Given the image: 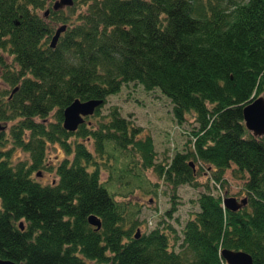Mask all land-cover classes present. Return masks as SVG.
Segmentation results:
<instances>
[{"label": "trees", "instance_id": "trees-1", "mask_svg": "<svg viewBox=\"0 0 264 264\" xmlns=\"http://www.w3.org/2000/svg\"><path fill=\"white\" fill-rule=\"evenodd\" d=\"M51 1L0 0V78L9 86L0 96V123L11 122L9 136L0 130V258L221 264L219 252L228 248L264 264V136H254L242 117V107L264 93V0H74L69 15ZM46 9L49 20L38 13ZM56 22L66 27L51 47ZM128 81L158 88L178 124L187 115L196 123L184 151L166 163L154 161L152 138L139 137L115 106L95 125L62 127L73 99L105 103ZM48 143L65 156L54 167L56 180L41 183L35 175L47 168ZM109 146L131 149L174 187L196 186L203 166L223 185L233 165L232 175L244 178L246 204L228 210L205 184L180 235L166 224L136 237L139 209L116 200L100 180L97 156L113 155ZM14 147L29 161L14 162ZM90 214L100 228L88 223Z\"/></svg>", "mask_w": 264, "mask_h": 264}, {"label": "rangeland", "instance_id": "rangeland-1", "mask_svg": "<svg viewBox=\"0 0 264 264\" xmlns=\"http://www.w3.org/2000/svg\"><path fill=\"white\" fill-rule=\"evenodd\" d=\"M53 0L51 1L52 4ZM64 7L63 14L69 15L70 11ZM45 10L38 11L43 16ZM45 20H49L48 14L44 15ZM59 22L53 23L54 29ZM9 61L11 57L5 54ZM9 86L0 78V96H5ZM264 95V93H263ZM115 106L121 116L129 119L135 126L140 128L139 137L150 136L154 145V161L156 163H166L176 151H184L190 132L195 126L194 120L187 115L184 123L178 124L172 115V104L169 99L162 94L158 88L145 89L137 81L122 83L118 92L109 95L106 102L100 107L99 115L91 114L85 117L84 123L93 125L107 119L106 114L110 107ZM11 122L0 123V130L9 136ZM87 142V147L93 151L92 142ZM10 143L7 144V147ZM111 149L113 155H103L98 157L100 167V180L112 192L116 200L126 201L139 209L138 230L143 232L155 226L162 228L170 224L177 234H181V229L185 221L192 217L198 210L196 198L200 191L205 190L208 184L209 191L214 195L233 196L241 199L243 194L244 178L235 177L231 173L233 165L227 168L223 175V185L219 181L212 182L205 170L202 169L196 178V186L180 184L174 187L165 181L153 167L141 166L139 155L131 149L120 150ZM12 160H27V152L14 147ZM65 156L64 150L58 143H48L46 149V169H41L35 177L41 183L55 181V165ZM175 208L171 216L165 214L170 207ZM173 243L172 233L170 234V245ZM92 264V263H90Z\"/></svg>", "mask_w": 264, "mask_h": 264}, {"label": "water", "instance_id": "water-1", "mask_svg": "<svg viewBox=\"0 0 264 264\" xmlns=\"http://www.w3.org/2000/svg\"><path fill=\"white\" fill-rule=\"evenodd\" d=\"M73 0H55L52 4L53 10L62 9L65 6L72 5ZM48 10L45 11L47 14ZM65 24L58 26L54 34L51 36L50 46L53 47L59 37L60 33L64 31ZM102 104L101 99H86L80 100L78 98L73 99L62 110V127L67 131H74L78 125L83 123L84 118L93 114L95 108ZM242 117L245 127L254 136H264V95H259L252 98L242 107ZM39 174V173H37ZM246 203V197L236 199L233 196H226L223 199V206L231 211H235L241 208ZM89 224L94 226L95 229L100 228V219L90 214L87 217ZM19 227L23 228L22 221L19 222ZM139 230L136 229L135 236L137 237ZM220 255L227 264H253L250 254L243 250H232L228 248H222ZM0 264H16L8 259H1Z\"/></svg>", "mask_w": 264, "mask_h": 264}]
</instances>
